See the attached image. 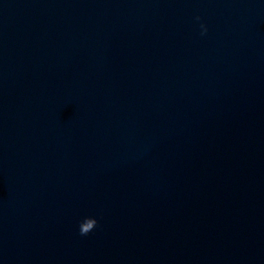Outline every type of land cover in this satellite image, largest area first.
<instances>
[{
    "label": "water",
    "instance_id": "water-1",
    "mask_svg": "<svg viewBox=\"0 0 264 264\" xmlns=\"http://www.w3.org/2000/svg\"><path fill=\"white\" fill-rule=\"evenodd\" d=\"M0 264H264V0H0Z\"/></svg>",
    "mask_w": 264,
    "mask_h": 264
},
{
    "label": "clouds",
    "instance_id": "clouds-1",
    "mask_svg": "<svg viewBox=\"0 0 264 264\" xmlns=\"http://www.w3.org/2000/svg\"><path fill=\"white\" fill-rule=\"evenodd\" d=\"M195 19L199 21L201 18L196 16ZM201 35H205L207 33V27L203 23L200 24ZM98 225V221L95 217L86 216L79 223V234L81 236H87L90 232H92Z\"/></svg>",
    "mask_w": 264,
    "mask_h": 264
}]
</instances>
